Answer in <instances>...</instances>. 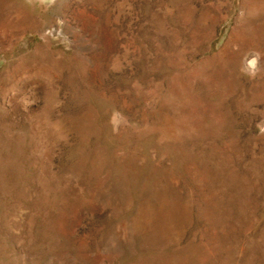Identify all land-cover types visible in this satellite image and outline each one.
<instances>
[{
    "label": "rangeland",
    "instance_id": "374dc122",
    "mask_svg": "<svg viewBox=\"0 0 264 264\" xmlns=\"http://www.w3.org/2000/svg\"><path fill=\"white\" fill-rule=\"evenodd\" d=\"M0 264H264V0H0Z\"/></svg>",
    "mask_w": 264,
    "mask_h": 264
}]
</instances>
